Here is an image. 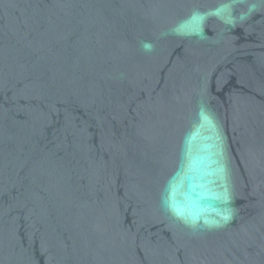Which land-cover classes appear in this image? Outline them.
Returning <instances> with one entry per match:
<instances>
[{
    "label": "water",
    "instance_id": "obj_1",
    "mask_svg": "<svg viewBox=\"0 0 264 264\" xmlns=\"http://www.w3.org/2000/svg\"><path fill=\"white\" fill-rule=\"evenodd\" d=\"M0 264H264V0H0Z\"/></svg>",
    "mask_w": 264,
    "mask_h": 264
}]
</instances>
